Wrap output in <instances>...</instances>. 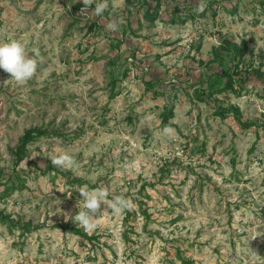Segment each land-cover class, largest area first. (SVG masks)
<instances>
[{
	"label": "rangeland",
	"instance_id": "1",
	"mask_svg": "<svg viewBox=\"0 0 264 264\" xmlns=\"http://www.w3.org/2000/svg\"><path fill=\"white\" fill-rule=\"evenodd\" d=\"M262 1L203 0L200 12L201 0H109L92 17L83 0H0V42L19 40L37 60L24 85L0 69V192L17 188L0 199V264H264V83L252 73L264 71ZM225 40L248 44V82L209 97L232 64L226 53L213 61ZM231 106L253 125L218 115ZM35 127L59 135L33 142L18 164ZM60 151L73 167L52 164ZM80 187L133 206L115 215L102 204L86 232L73 220Z\"/></svg>",
	"mask_w": 264,
	"mask_h": 264
},
{
	"label": "clouds",
	"instance_id": "2",
	"mask_svg": "<svg viewBox=\"0 0 264 264\" xmlns=\"http://www.w3.org/2000/svg\"><path fill=\"white\" fill-rule=\"evenodd\" d=\"M95 3L94 10L89 14V6ZM84 8L80 10V14L92 17H100L109 8V0H83ZM112 7L119 6V0H112ZM206 5L203 0L199 3L198 10L203 12ZM107 31L115 32L118 30V21L111 20L106 25ZM0 69L10 74L11 79L18 85H24L27 81L33 78L37 71V60L28 56L25 46L22 42L16 39H11L7 42H0ZM9 81V80H8ZM4 83H7L5 81ZM149 116L146 119H152ZM175 130L170 126H165L162 133L166 136L173 135ZM52 164L55 167L71 168L74 165V159L66 151H60L57 155L51 158ZM82 199L78 201V213L73 217V220L82 227L86 232L94 231L97 227V219L100 214L101 205H106L115 215L121 214L126 209H130L133 205L131 200L124 196H112L109 199V190L106 187H97L88 189L80 187L78 189ZM82 201L83 203H80ZM68 219V216H65Z\"/></svg>",
	"mask_w": 264,
	"mask_h": 264
},
{
	"label": "trees",
	"instance_id": "3",
	"mask_svg": "<svg viewBox=\"0 0 264 264\" xmlns=\"http://www.w3.org/2000/svg\"><path fill=\"white\" fill-rule=\"evenodd\" d=\"M149 1V0H147ZM146 4L148 2H145ZM264 6V0L261 3ZM212 6V4H209L207 7ZM160 8V2H157L153 13H155L154 16H152L149 21L153 22L157 19V11ZM212 8V7H211ZM198 17H203V13L197 14ZM173 23H181L184 24L187 20L186 19H181V17L178 19L174 18L172 20ZM118 44H122V40L118 41ZM248 52V44L246 42H242V44L238 45L232 41L225 40L224 43H221V45L217 48L214 49V58L213 61H217L220 64L225 63V59L223 54H227V58L229 59V62L232 63L231 67L223 68L222 72L220 74H217L215 78L210 81L207 84V88H205L202 91V94H206L209 97H213L214 95H219L223 93H230V92H235L236 91V84L239 85V88L242 89L248 82V74L243 78L241 76V72L239 70L240 63L243 61L245 55ZM128 71L124 72V75L126 76ZM253 74H256L259 79H261L264 83V71L261 70H254L252 72ZM117 80H113V87L116 85ZM117 94L112 92L110 97L114 98ZM201 101H205L203 98L200 97ZM233 113L234 117L238 121V123L243 127V128H250L253 123L251 122H242L241 120V113L238 107H230L227 109L220 108V111L218 112V115L221 117H225L226 114L228 113ZM162 127L164 128L165 126H171L170 120L174 118V110L171 108L167 110V112L162 114ZM264 129V128H263ZM58 136L59 134L57 132H51L48 129H43V128H31L25 131L24 135L20 139L19 146L17 147L15 151V157H16V162L19 164L22 161L25 160L27 152H28V147L35 142L36 140L43 138V137H52V136ZM16 184L11 183V184H6L5 189L0 192V199H5L8 197L13 191H15ZM145 215H147L145 213ZM62 229H69V225H62ZM77 234L82 235V232L80 230H74Z\"/></svg>",
	"mask_w": 264,
	"mask_h": 264
}]
</instances>
